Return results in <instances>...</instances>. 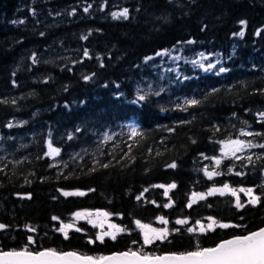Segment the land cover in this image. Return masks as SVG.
Listing matches in <instances>:
<instances>
[{
    "label": "trees",
    "instance_id": "1",
    "mask_svg": "<svg viewBox=\"0 0 264 264\" xmlns=\"http://www.w3.org/2000/svg\"><path fill=\"white\" fill-rule=\"evenodd\" d=\"M117 8L128 18H114ZM180 46L220 51L226 71L180 61L168 86L139 100L147 60ZM261 113L264 0H0V251L179 254L264 227V148H250V161L224 159L211 177L203 159L242 130L264 144ZM130 120L141 135L118 134ZM105 129L117 135L99 144ZM49 141L59 155H48ZM225 185L236 196L207 195ZM76 191L85 195H63ZM84 211L107 212L125 231L101 243V231L75 217ZM210 217L233 227L201 232ZM137 220L164 224L168 237L144 244Z\"/></svg>",
    "mask_w": 264,
    "mask_h": 264
},
{
    "label": "snow or ice",
    "instance_id": "2",
    "mask_svg": "<svg viewBox=\"0 0 264 264\" xmlns=\"http://www.w3.org/2000/svg\"><path fill=\"white\" fill-rule=\"evenodd\" d=\"M87 11V9H85ZM114 18H128V9H124L121 13L112 14ZM244 23V22H242ZM243 35V32L240 33ZM87 37H85L86 39ZM87 55V52H85ZM198 63V62H197ZM201 67L203 65L201 64ZM215 65L210 64L206 71L214 68ZM220 72L226 71V69L221 68ZM86 79H91V77H86ZM139 100H144L145 96L140 95L138 97ZM200 101L196 99L186 100V105L195 106L199 104ZM264 116V113H261ZM11 127V125H9ZM243 135H253L251 132H243ZM131 135L133 137L141 135V133L137 130L136 127L131 128ZM224 145V154L225 156L231 155V157H239L236 156L238 152L243 151L244 149L253 148V147H262L264 148V144L255 145L251 142H245L243 140H227L222 141ZM59 149L53 148L51 141H49V153L50 156L59 155ZM250 161L251 156L247 157ZM217 165H219L220 160L216 161ZM107 167V165H104ZM170 167H176L173 163ZM206 174L211 177L213 175H219L220 173H209L205 169ZM239 175V173H237ZM159 187H164L160 185ZM169 188H175V184H171L168 186ZM225 191H230L233 196H236V190L229 188L228 185H225L224 188L211 189L207 195H214L219 192L221 195L225 194ZM240 191H247L249 195L252 194L251 189H241ZM65 196H82L85 195L84 192L76 191V192H64ZM199 199H205V194L199 193L193 194V202H195L196 197ZM139 199V197L137 198ZM259 200V197H253L250 203L255 204ZM171 204L165 205V207H171ZM237 207H242L237 198ZM191 207V204H189ZM104 217L107 218L109 213L97 211L95 213L92 212H77L75 213V217L77 219H85L91 216ZM53 219H57L53 217ZM212 220V223L208 224L205 227L203 224L200 226V231L205 232L208 230H215V227L220 228H228L233 227V225L227 223H217L213 218H209ZM161 223L166 224L167 220L164 217H159ZM187 221L185 220H177V224H185ZM136 225L143 232V243L144 244H152L157 240L163 241L168 235L169 231L167 228H153L150 225L142 224L139 220H137ZM199 223V222H198ZM5 226L0 224V229H3ZM73 228L72 224H64L62 228L59 229L60 232L64 233L65 238L68 236V229ZM109 228L112 231L104 232L97 237V239L103 243L104 237L108 236L112 240L117 238V234L125 231L124 228L119 227L115 224H109ZM76 231H81V229L77 228ZM175 231H179L176 229ZM188 231H195L194 229H188ZM30 243H35L32 237L28 238ZM90 243H95V241H89ZM135 243V242H134ZM0 264H264V229H260L259 231L252 232L248 235L237 236L233 239H229L219 243L216 247L211 248H200L197 246L196 250L184 252V253H172L167 255H159L153 256L150 254H143L141 251H126L122 253H116L111 256H99L93 257L88 255H81L77 252H58L55 249H47L43 251H30L28 248H24L22 250L16 251H8V252H0Z\"/></svg>",
    "mask_w": 264,
    "mask_h": 264
},
{
    "label": "rangeland",
    "instance_id": "3",
    "mask_svg": "<svg viewBox=\"0 0 264 264\" xmlns=\"http://www.w3.org/2000/svg\"><path fill=\"white\" fill-rule=\"evenodd\" d=\"M123 8H117L114 9L113 13L119 14L123 11ZM235 45L232 46L230 49V53H234ZM225 59L226 56H222L220 51L215 50H206L201 52H195V51H188L185 49L184 46L177 47L175 49L162 51L154 56L150 57L147 60V64L145 67H142V73L138 81L136 82L135 88L138 95H142L144 93L149 92H155L158 90H161L165 88L166 86L171 83V75L174 74L173 78H176L178 73L181 69H179L178 63L180 61L186 62L188 66L194 68V69H208V66L210 64L215 65L214 68H211L207 71L209 72H220L219 70L221 68H224L225 65ZM198 62V63H197ZM201 64L203 67H201ZM173 80V79H172ZM171 81V82H170ZM21 121H12L13 124H19ZM136 127L137 125L133 121H127L123 125H121L120 130L123 131H117L113 129H105L103 132L100 133V135L97 138V143L102 144L104 141H108L112 138H114L119 133H125L128 132L131 134V128ZM243 132H249V131H243ZM239 140H243L245 142H248V135H243L242 132H240L239 136L236 138ZM234 139V140H236ZM98 147V146H97ZM252 155V152L250 151V148L244 149L241 152H238L236 154L238 159L247 158ZM231 155L225 156L224 154V145L219 155L207 157L205 156L203 159H210L207 163V172L209 173H216L218 167L220 164L224 161V159L230 158ZM234 159H237L236 157H233ZM220 160L219 165H217L216 161ZM52 165H56L52 163ZM85 212V211H84ZM95 213L97 211H87ZM109 215L107 218L104 217H97L95 215L85 218L90 224L96 226L101 233L108 232L112 229L109 228V224H115ZM116 225V224H115ZM153 228H166L165 225H161L158 227Z\"/></svg>",
    "mask_w": 264,
    "mask_h": 264
},
{
    "label": "water",
    "instance_id": "4",
    "mask_svg": "<svg viewBox=\"0 0 264 264\" xmlns=\"http://www.w3.org/2000/svg\"><path fill=\"white\" fill-rule=\"evenodd\" d=\"M260 229H264V227H262V228H260ZM260 229H258V230H255V231H259ZM255 231H253V232H255ZM252 233V232H251ZM248 234H250V233H248ZM248 234H246V235H248ZM239 236H244V235H239ZM235 237H237V236H233V237H230V238H227V239H224V240H222V241H220L219 243H221V242H223V241H226V240H229V239H233V238H235ZM218 243V244H219ZM218 244H216L215 246H213V247H216ZM211 248V247H210ZM44 250H47V249H44ZM19 251V250H18ZM40 251H43V250H40ZM0 252H8V251H0ZM67 252H73V251H67ZM122 252H126V251H116V252H113V253H110V254H107V255H105V256H111V255H114V254H116V253H122ZM79 254V253H78ZM167 254H172V253H164V254H161V255H167ZM82 255V254H81ZM154 256H159V255H154Z\"/></svg>",
    "mask_w": 264,
    "mask_h": 264
}]
</instances>
